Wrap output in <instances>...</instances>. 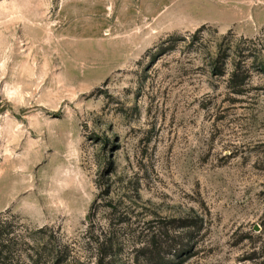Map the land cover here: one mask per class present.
I'll return each instance as SVG.
<instances>
[{"label": "rangeland", "instance_id": "obj_1", "mask_svg": "<svg viewBox=\"0 0 264 264\" xmlns=\"http://www.w3.org/2000/svg\"><path fill=\"white\" fill-rule=\"evenodd\" d=\"M263 65L264 0H0V212L66 264H264Z\"/></svg>", "mask_w": 264, "mask_h": 264}, {"label": "trees", "instance_id": "obj_2", "mask_svg": "<svg viewBox=\"0 0 264 264\" xmlns=\"http://www.w3.org/2000/svg\"><path fill=\"white\" fill-rule=\"evenodd\" d=\"M219 57L215 61H219ZM261 70L264 71V65L261 66ZM213 71H216V63L213 66ZM219 74V73H218ZM231 85L240 87L243 84V81H238V75L236 72H232ZM235 92H240L239 90ZM15 217L9 215V212H0V264H66L68 257L66 253V247L61 244V241L56 233L48 227H41L38 229V233L45 240V245L39 246L38 244L31 245L26 239L23 231H20L15 222ZM179 223L178 227L182 229V233L188 238V233L194 227H197V218H180L165 220L161 225L162 231L157 227L156 235H153L151 240L154 238L162 237L163 240H169L172 235L171 222ZM159 228V229H158ZM188 235V236H187ZM185 238V239H186ZM150 240V239H149ZM187 240V239H186ZM160 242L153 243L145 246V253L149 260H152L153 264H171L170 260H162L161 258H153L157 255L159 257L161 249L164 243L159 239ZM167 243V242H166ZM162 246V247H161ZM32 249L34 252L29 254V261H21V254L27 249ZM144 249V248H143ZM183 249L187 250L186 247ZM148 252V253H147ZM184 251L182 250V253ZM155 259V260H153ZM251 260L254 257H250ZM154 261V262H153Z\"/></svg>", "mask_w": 264, "mask_h": 264}]
</instances>
